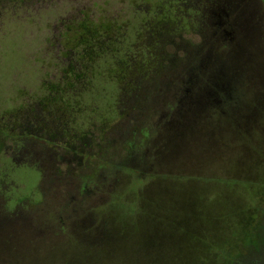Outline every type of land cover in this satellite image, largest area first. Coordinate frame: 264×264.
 <instances>
[{
	"label": "rangeland",
	"instance_id": "rangeland-1",
	"mask_svg": "<svg viewBox=\"0 0 264 264\" xmlns=\"http://www.w3.org/2000/svg\"><path fill=\"white\" fill-rule=\"evenodd\" d=\"M227 1L0 0V264H264V0ZM198 62L229 102L178 128Z\"/></svg>",
	"mask_w": 264,
	"mask_h": 264
},
{
	"label": "trees",
	"instance_id": "trees-1",
	"mask_svg": "<svg viewBox=\"0 0 264 264\" xmlns=\"http://www.w3.org/2000/svg\"><path fill=\"white\" fill-rule=\"evenodd\" d=\"M233 1L234 0L227 1L226 7L228 9H230V8L232 9L233 4L235 5V3H233ZM222 10L221 11L219 10V11L222 14L224 13L226 16L225 20L224 19L221 20V16H220L221 22L224 23V25L221 26V29L223 32L226 28H228V26L231 25V21L229 19V14L226 13V10H224V7L222 8ZM225 34H226V39L228 41L233 40V38L231 37V34L228 33L227 30L224 31V35ZM198 63L196 65H192L188 69L189 75L188 76L186 75V78L183 80V83L180 85V86L185 85V87H186V85H188L189 87H192V88H190L189 91L186 93L183 92L184 88L183 89L181 88L176 93L177 101H178V106L175 107L176 109L174 110L175 111L174 117L176 119H181L183 117V116H181V115H183V111H185L189 106L190 107L194 106V104H198V106H194V107H196L198 109V111L201 113L202 109H203V103L204 102L207 104V109L211 105V102L213 104H216L215 108L217 110H222V107L225 108L229 102L228 100H229L230 93H231L230 90H232L233 86H230L231 84L222 83L221 77L218 76V73H211L209 70V67L207 65H205L206 64L205 62H204L205 63L204 65L202 64L203 67L200 66L201 63H199V64ZM202 86L207 87L209 92H207V93L201 92L199 88ZM218 86H221V91L218 94L219 96H216L215 95V92H216L215 89ZM220 95H221V98H220ZM202 96H204V97H202ZM208 117H210V116H208ZM167 120L165 118V121H167ZM179 126H181V125H179ZM176 132H179V131H176ZM139 167H140V165L138 166V169H135V170L139 171ZM141 171H140V173H141V177H142L143 175H142ZM145 178L146 177L144 176V179Z\"/></svg>",
	"mask_w": 264,
	"mask_h": 264
},
{
	"label": "flooded vegetation",
	"instance_id": "flooded-vegetation-1",
	"mask_svg": "<svg viewBox=\"0 0 264 264\" xmlns=\"http://www.w3.org/2000/svg\"><path fill=\"white\" fill-rule=\"evenodd\" d=\"M220 11H221V10H220ZM222 11H223V10H222ZM217 17H218V16H217ZM218 18H219V17H218ZM222 25H224V23L221 22V20H220V18H219V20H217L216 26H218L219 28H221ZM203 65H204V64H203ZM201 66H202V65H201ZM202 67H203V66H202ZM188 72H189V71H188ZM188 75H189V73H187V76H188ZM216 86H217V85H216ZM181 88H182V89L184 88L183 92L186 93V92H188L189 89L192 88V87H189L188 85H186V87H185V85H183V86L180 87L179 89H181ZM179 89H178V90H179ZM199 89H200L201 92H205V93L209 92V90H208L207 87H205V86H202V87H200ZM215 91H216V92H215V95H216V96H219L218 94H219L220 91H221V86L216 87ZM202 97H204V96H202ZM220 98H221V95H220ZM217 99H218V98H217ZM217 102H218V101H217ZM177 103H178V101H177ZM206 111H207V104L204 102V103H203V109H202V112H203L204 115L206 114ZM205 116H206V115H205ZM206 118H208V121H211V120H212L211 117H206ZM177 120H178V119H176V118H175V119L172 118V119H170V120H167V123H171V125H172V124H176L175 126H177L178 123H176V122L173 123V122H172V121H177ZM185 120H186V119H185ZM213 120H214V119H213ZM213 120H212V121H213ZM179 127H180V126L178 125V128H179ZM30 129H32V128H29V126H28L27 129H26V130H27L26 134H28V135H27V138H26L27 141H29V140H28L29 137H32V138H33V136H34V137L36 136V135H34L35 133H30ZM38 130H40V129H38ZM31 135H32V136H31ZM37 136L40 137V135H38V134H37ZM31 142H32V141H31ZM27 143H28V145H29V144H30V141L27 142ZM142 172L145 173L146 170L144 169V170H142Z\"/></svg>",
	"mask_w": 264,
	"mask_h": 264
}]
</instances>
